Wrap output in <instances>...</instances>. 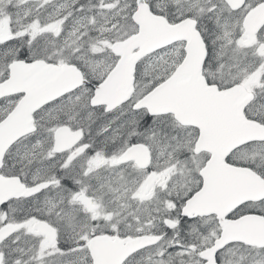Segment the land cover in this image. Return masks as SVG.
<instances>
[{"label": "snow or ice", "instance_id": "6c2138e0", "mask_svg": "<svg viewBox=\"0 0 264 264\" xmlns=\"http://www.w3.org/2000/svg\"><path fill=\"white\" fill-rule=\"evenodd\" d=\"M0 264H264V0H0Z\"/></svg>", "mask_w": 264, "mask_h": 264}]
</instances>
